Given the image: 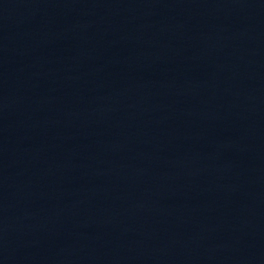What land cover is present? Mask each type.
<instances>
[{"label": "water", "instance_id": "water-1", "mask_svg": "<svg viewBox=\"0 0 264 264\" xmlns=\"http://www.w3.org/2000/svg\"><path fill=\"white\" fill-rule=\"evenodd\" d=\"M0 264H264V0H0Z\"/></svg>", "mask_w": 264, "mask_h": 264}]
</instances>
